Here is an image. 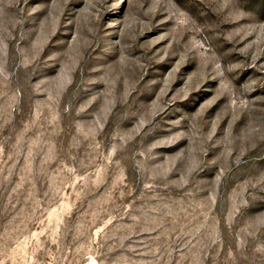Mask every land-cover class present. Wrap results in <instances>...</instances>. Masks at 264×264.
I'll use <instances>...</instances> for the list:
<instances>
[{
	"label": "rangeland",
	"instance_id": "obj_1",
	"mask_svg": "<svg viewBox=\"0 0 264 264\" xmlns=\"http://www.w3.org/2000/svg\"><path fill=\"white\" fill-rule=\"evenodd\" d=\"M0 264H264V0H0Z\"/></svg>",
	"mask_w": 264,
	"mask_h": 264
}]
</instances>
